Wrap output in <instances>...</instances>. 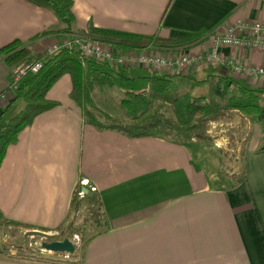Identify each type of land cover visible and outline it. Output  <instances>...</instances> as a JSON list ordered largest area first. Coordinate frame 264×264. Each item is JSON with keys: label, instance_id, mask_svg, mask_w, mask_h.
<instances>
[{"label": "crops", "instance_id": "1", "mask_svg": "<svg viewBox=\"0 0 264 264\" xmlns=\"http://www.w3.org/2000/svg\"><path fill=\"white\" fill-rule=\"evenodd\" d=\"M71 3L73 34L89 38L94 37L89 27L169 40L204 30L199 40L236 19L264 21V0ZM61 27L49 10L26 0H0V47L13 40L21 46L32 42L31 49L42 53L60 36L55 32ZM221 53L245 64L264 65L261 51L222 48ZM181 78L209 82L208 97L200 96L218 98L212 99L217 103L237 94L236 84L264 87L262 79L232 76L218 64L201 63ZM8 84L9 67L0 56V94ZM70 88L69 76L62 75L45 95L57 105L35 116L5 149L0 164L2 218L27 231L54 232L65 222L71 195L80 184L97 194L105 226L86 239L77 256L81 262L76 264H264L262 122L255 116H233L230 122L218 123L225 128L212 141L128 137L84 122L69 97ZM4 95L0 110L9 92ZM233 126L238 135L245 131L235 141L241 146V163L237 167L235 161L237 170L227 172L223 152L228 141L220 132ZM240 137H246L245 142L238 141ZM240 171L244 179L235 184L233 174ZM0 264L71 263L0 253Z\"/></svg>", "mask_w": 264, "mask_h": 264}, {"label": "trees", "instance_id": "2", "mask_svg": "<svg viewBox=\"0 0 264 264\" xmlns=\"http://www.w3.org/2000/svg\"><path fill=\"white\" fill-rule=\"evenodd\" d=\"M26 1L55 15L62 24L61 29L55 32L57 35L68 38L77 35L72 32L74 19L71 13V0ZM88 31L94 36L93 39L123 49H141L147 44L155 48L192 44L197 42L199 35L204 32L199 30L181 39L169 40L155 35H139L108 29L89 27ZM31 43L21 46L17 40H13L0 47V56L9 69L24 62L40 63V68L35 73L27 72L15 82H12L9 76L11 85L0 94L3 96L6 92L11 94L0 110V164L5 149L15 141L18 132L29 125L35 116L57 105V102L48 100L45 95L62 75L69 76L71 82L69 97L79 107L84 122L97 129L119 131L128 137L160 136L170 138L176 143L212 141L213 137L207 130L208 123L232 119L234 114L241 117L255 116L264 124V99L261 97L264 96V87L256 89L236 84L237 95L230 94L224 103L207 102L200 95L189 96L183 93L168 106L163 102H153L155 95L166 93L172 78L160 73L145 77L149 83L148 90L125 91L118 101L104 99L110 112L104 111L96 106L92 96L95 93L102 95L107 88H110L113 85L111 73L118 72L84 59L72 49L61 48L53 54H46L33 51ZM20 103L22 105H19ZM168 112L170 114H167ZM245 138L240 137L238 141L245 142ZM259 149L264 150V138ZM233 176L235 184L241 183L244 179L243 171ZM82 187L78 184L73 191L67 216L70 212H76L85 202L96 230L90 234L92 235L105 226L104 214L97 194L91 191L89 186L84 187L85 192L78 196ZM0 221L13 223L2 218L1 214ZM66 237L70 238L71 234L68 233ZM78 237L83 244L88 238H84L80 233ZM75 256V253L70 255V257ZM40 262L76 264L81 261L78 257L72 261L42 260Z\"/></svg>", "mask_w": 264, "mask_h": 264}, {"label": "built area", "instance_id": "3", "mask_svg": "<svg viewBox=\"0 0 264 264\" xmlns=\"http://www.w3.org/2000/svg\"><path fill=\"white\" fill-rule=\"evenodd\" d=\"M61 48L72 49L80 57L114 72L142 68L170 77H185L197 65L206 63L223 65L232 76L259 78L264 82V65L245 64L221 53L222 48L264 52V21L261 20L236 19L224 25L221 31L206 33L197 42L184 46L155 48L147 44L141 49H123L97 39L73 35L71 38H55L43 52L53 54ZM39 68V62H24L10 68L9 76L15 82L27 72L35 73Z\"/></svg>", "mask_w": 264, "mask_h": 264}, {"label": "rangeland", "instance_id": "4", "mask_svg": "<svg viewBox=\"0 0 264 264\" xmlns=\"http://www.w3.org/2000/svg\"><path fill=\"white\" fill-rule=\"evenodd\" d=\"M143 75L149 76L151 73L132 69H123L117 74L111 73L113 85L110 88H107L106 91L102 93V95L97 93L93 94L92 97L94 103L100 109L110 112L104 99L110 98L112 100L118 101L125 91L148 90L149 83L147 79L142 78ZM210 87L211 84L209 82L197 83L193 78L172 77L170 78V83L166 93L162 95H155L153 97V102H163L164 104L170 106L176 97L183 93H187L189 96H199L201 94L205 97H208V89ZM10 95L11 94L9 92V96L3 98V104L6 103V100L10 97ZM1 97H3V95H0V99ZM205 97L204 100L207 102H210V100L212 102V99H218L209 97L210 100H208L205 99ZM261 97L264 99V96ZM19 105L22 104L20 103ZM167 114L170 113L168 112ZM234 116L239 115L234 114ZM230 121L231 119L226 121L209 122L207 129L208 134L211 136H219V130L224 129L225 126L222 125L221 127H218V123H227ZM236 132L237 129L234 126L229 128V131L224 130L220 132L224 136L226 135L225 137H227L228 141L225 143V150L223 152V167L226 171L227 169L229 171L232 168L237 170L235 161H237V167H239L238 165L241 163V146L239 145V142L236 143L235 141L237 137L243 135L245 131H242L239 133V135L236 134ZM81 194L82 191L78 193V196L80 197ZM24 229L25 228L23 226L17 224L15 225V223L0 221V253L2 256L22 260L33 259L34 261H72L78 259L77 256L79 255L81 246L83 245V242L79 240V233L82 234L84 238H87L91 233L96 231L86 209L85 202L76 212H70L63 225L54 232L41 233L27 231ZM68 233L71 234L70 238L66 237ZM63 238L71 240L74 244V253L76 254L75 257L61 258L60 256H56L55 253L48 252L40 248V243L42 242H50V240L53 241L55 239L62 240Z\"/></svg>", "mask_w": 264, "mask_h": 264}, {"label": "water", "instance_id": "5", "mask_svg": "<svg viewBox=\"0 0 264 264\" xmlns=\"http://www.w3.org/2000/svg\"><path fill=\"white\" fill-rule=\"evenodd\" d=\"M86 189L82 187V191H85ZM40 248L57 254H66L68 256L72 255L75 250V246L69 239H62V240H54L50 242H42L40 243Z\"/></svg>", "mask_w": 264, "mask_h": 264}, {"label": "flooded vegetation", "instance_id": "6", "mask_svg": "<svg viewBox=\"0 0 264 264\" xmlns=\"http://www.w3.org/2000/svg\"><path fill=\"white\" fill-rule=\"evenodd\" d=\"M75 251V250H74ZM55 255L56 256H60L61 258L63 257L64 258V256H67V258H69L70 256H68V255H66V254H57V253H55Z\"/></svg>", "mask_w": 264, "mask_h": 264}]
</instances>
